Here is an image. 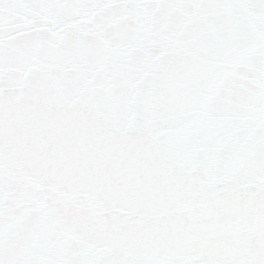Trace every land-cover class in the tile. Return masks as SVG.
Returning <instances> with one entry per match:
<instances>
[{"label": "snow or ice", "instance_id": "1", "mask_svg": "<svg viewBox=\"0 0 264 264\" xmlns=\"http://www.w3.org/2000/svg\"><path fill=\"white\" fill-rule=\"evenodd\" d=\"M0 264H264V0H0Z\"/></svg>", "mask_w": 264, "mask_h": 264}]
</instances>
